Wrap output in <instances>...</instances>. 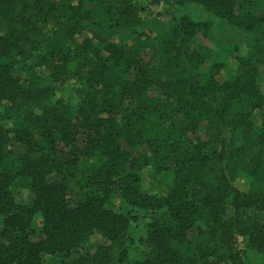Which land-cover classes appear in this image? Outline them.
<instances>
[{"label": "trees", "instance_id": "obj_1", "mask_svg": "<svg viewBox=\"0 0 264 264\" xmlns=\"http://www.w3.org/2000/svg\"><path fill=\"white\" fill-rule=\"evenodd\" d=\"M263 77L264 0H0V264H264Z\"/></svg>", "mask_w": 264, "mask_h": 264}, {"label": "rangeland", "instance_id": "obj_2", "mask_svg": "<svg viewBox=\"0 0 264 264\" xmlns=\"http://www.w3.org/2000/svg\"><path fill=\"white\" fill-rule=\"evenodd\" d=\"M148 11L149 12H155V11H157V12H160V14H161V17H162V19L164 20V22L166 23L167 21H168V17H166V15H169V11L168 10H162L160 7H156L155 9H152V8H148ZM141 15H143V16H145V11H143L142 13H141ZM202 17L203 18H205V17H207V15H202ZM207 19H208V17H207ZM122 42H125L126 43V39L125 38H122ZM232 59H233V56L232 57H230V64L231 65H233V63H232ZM259 88H260V90L262 91V93H264V77L259 81ZM143 175V177L145 178V180H147V178H148V174L147 173H144V174H142ZM146 182V181H145ZM93 248H94V241L92 240L88 245H87V249H89V250H93ZM67 261L68 260H60V261H58V262H60V264H64L65 262L67 263Z\"/></svg>", "mask_w": 264, "mask_h": 264}]
</instances>
